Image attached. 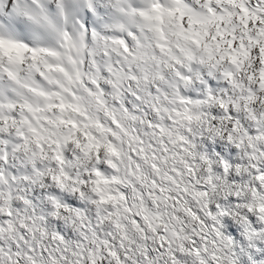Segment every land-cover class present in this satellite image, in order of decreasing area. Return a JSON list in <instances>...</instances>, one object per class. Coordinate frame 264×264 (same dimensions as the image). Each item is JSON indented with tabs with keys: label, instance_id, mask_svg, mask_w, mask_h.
<instances>
[{
	"label": "clouds",
	"instance_id": "obj_1",
	"mask_svg": "<svg viewBox=\"0 0 264 264\" xmlns=\"http://www.w3.org/2000/svg\"><path fill=\"white\" fill-rule=\"evenodd\" d=\"M0 264H264V0H0Z\"/></svg>",
	"mask_w": 264,
	"mask_h": 264
}]
</instances>
